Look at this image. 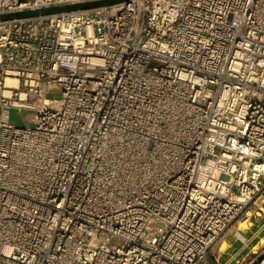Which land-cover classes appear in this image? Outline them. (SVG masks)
Wrapping results in <instances>:
<instances>
[{"label":"built area","instance_id":"1","mask_svg":"<svg viewBox=\"0 0 264 264\" xmlns=\"http://www.w3.org/2000/svg\"><path fill=\"white\" fill-rule=\"evenodd\" d=\"M263 191L264 0L0 19V264H225Z\"/></svg>","mask_w":264,"mask_h":264},{"label":"crops","instance_id":"2","mask_svg":"<svg viewBox=\"0 0 264 264\" xmlns=\"http://www.w3.org/2000/svg\"><path fill=\"white\" fill-rule=\"evenodd\" d=\"M256 204L259 207V209H257L256 206H253V208L250 212L251 215L246 222L237 223L236 225H234L233 227L228 229V230H232L233 234L227 235V238L224 240L223 245H220L217 248V250H218V255L216 257L217 262L230 264L231 261L236 256H238L241 252H243L249 245H251L257 239V237L259 235L261 236V234L264 232V191L258 197ZM252 224H253V226H252ZM259 224H260V226H259ZM243 227L247 228L248 231H251L254 229V232L251 233L249 236H247L241 231V229ZM232 231H231V233H232ZM230 238L233 240L231 241ZM237 238H240L242 242H245V245H243L237 249L235 248L236 250L233 249L232 254L229 256V258L226 261L221 260L220 257L223 255H226L228 253L227 249L229 247L233 246V244L237 241ZM225 245L227 247H224Z\"/></svg>","mask_w":264,"mask_h":264},{"label":"rangeland","instance_id":"3","mask_svg":"<svg viewBox=\"0 0 264 264\" xmlns=\"http://www.w3.org/2000/svg\"><path fill=\"white\" fill-rule=\"evenodd\" d=\"M10 116H11V120L14 124L16 125H19V126H23L25 124H27V121H25V117L24 115L18 111L17 109L13 108L11 111H10ZM253 223V222H252ZM253 226V224H252ZM260 226V224H259ZM232 230H227L222 236L221 238L217 241V243L211 247V249L209 250V253H208V257L209 259L216 263L217 262V255H218V250L217 248L220 246V245H223L224 243V240L227 238V235H230V234H233V231L231 233ZM241 231L249 236L251 233L254 232V229L251 230V231H248L247 228L243 227L241 229ZM231 239V238H230ZM233 239H231L232 241ZM241 239L240 238H237V241L233 244V246L229 247L227 250V254L226 255H223L221 256V260L223 261H226L229 256L232 254L233 252V249H237L243 245H245V242H240ZM112 243L113 244H116V245H121L122 244V240L119 239V238H113L112 240ZM227 245V244H226ZM224 246V247H227V246ZM264 247V232L261 234V236L259 235L257 237V239L251 244L249 245L243 252H241L238 256H236L230 264H245L251 257H253V255H255L257 252H259L262 248ZM235 249V250H236Z\"/></svg>","mask_w":264,"mask_h":264},{"label":"water","instance_id":"4","mask_svg":"<svg viewBox=\"0 0 264 264\" xmlns=\"http://www.w3.org/2000/svg\"><path fill=\"white\" fill-rule=\"evenodd\" d=\"M122 1L125 0H93V1L71 3L61 6H50V7H42L38 9H28L19 12L0 13V19L6 20L12 18H24V17L53 14L64 11H72V10H89V9H94L102 6L119 3Z\"/></svg>","mask_w":264,"mask_h":264},{"label":"bare ground","instance_id":"5","mask_svg":"<svg viewBox=\"0 0 264 264\" xmlns=\"http://www.w3.org/2000/svg\"><path fill=\"white\" fill-rule=\"evenodd\" d=\"M9 83H16V81L14 79H8ZM242 236V235H241Z\"/></svg>","mask_w":264,"mask_h":264}]
</instances>
